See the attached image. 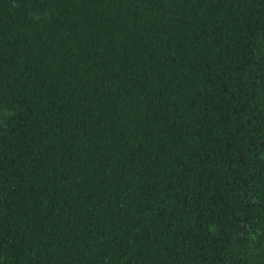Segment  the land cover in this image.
<instances>
[{
  "label": "trees",
  "instance_id": "obj_1",
  "mask_svg": "<svg viewBox=\"0 0 264 264\" xmlns=\"http://www.w3.org/2000/svg\"><path fill=\"white\" fill-rule=\"evenodd\" d=\"M261 140L264 0H0V264H263Z\"/></svg>",
  "mask_w": 264,
  "mask_h": 264
},
{
  "label": "flooded vegetation",
  "instance_id": "obj_2",
  "mask_svg": "<svg viewBox=\"0 0 264 264\" xmlns=\"http://www.w3.org/2000/svg\"><path fill=\"white\" fill-rule=\"evenodd\" d=\"M247 122L249 124L250 120L247 119ZM241 126L243 127V124ZM260 145L264 146V140H261ZM260 158L264 160L263 156ZM261 164L263 167L260 171L264 169V164ZM258 175L261 177L262 171ZM239 183L238 181L231 184L227 183L225 189L227 195L223 198L222 196L219 197L222 198V203L217 208L212 207L208 210L204 208L203 216L209 218L212 223H221L219 238L232 240L227 242L228 245H237L238 241L248 244V240L256 235L262 244L261 246L264 247V182L250 183L243 180ZM212 227L213 225H211V230H214ZM241 229L244 234L239 236ZM210 234H218V232H210ZM234 234L236 237H233ZM233 251L228 249L225 254L230 255ZM225 254L223 255L224 258ZM262 263L264 264V261Z\"/></svg>",
  "mask_w": 264,
  "mask_h": 264
}]
</instances>
